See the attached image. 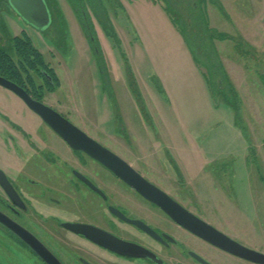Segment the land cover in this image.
<instances>
[{
  "label": "rangeland",
  "instance_id": "374dc122",
  "mask_svg": "<svg viewBox=\"0 0 264 264\" xmlns=\"http://www.w3.org/2000/svg\"><path fill=\"white\" fill-rule=\"evenodd\" d=\"M50 7L49 27L33 39L57 79L45 101L201 217L264 251V0ZM256 164L262 181L249 187ZM161 166L178 181L168 183Z\"/></svg>",
  "mask_w": 264,
  "mask_h": 264
},
{
  "label": "flooded vegetation",
  "instance_id": "af4514ba",
  "mask_svg": "<svg viewBox=\"0 0 264 264\" xmlns=\"http://www.w3.org/2000/svg\"><path fill=\"white\" fill-rule=\"evenodd\" d=\"M50 1L43 0L49 21L39 29L10 0H0V264H50L34 247L48 251L53 264H262L183 226L101 161L72 147L32 108L28 99L68 119L45 101L55 90V74L33 42L35 34L49 27ZM76 12L78 18L83 14ZM135 170L231 239L264 252ZM162 170L168 183L178 181L174 169ZM255 172H247L249 187L250 181H262L260 164ZM71 224L83 225L85 231ZM128 243L144 249L143 255L126 253Z\"/></svg>",
  "mask_w": 264,
  "mask_h": 264
},
{
  "label": "water",
  "instance_id": "95a60500",
  "mask_svg": "<svg viewBox=\"0 0 264 264\" xmlns=\"http://www.w3.org/2000/svg\"><path fill=\"white\" fill-rule=\"evenodd\" d=\"M13 7L29 22L42 28L48 23L49 14L43 0H10ZM26 1H33L35 6H24ZM26 97V96H25ZM28 98V97H26ZM29 104L35 109L39 115L45 120L62 138H64L72 147L80 148L89 155L101 161L108 168L112 169L124 181L134 187L141 195L147 199L158 204L169 215L176 219L183 226L190 229L197 235L206 238L221 247L228 249L238 255L247 259L260 262L264 264V252L247 247L231 239L223 232L217 230L212 225L199 218L188 209L177 203L167 193L158 188L156 185L148 181L140 173H138L126 160L121 158L115 152L102 145L83 130L78 128L68 119L63 117L60 113L52 108L44 105L41 102L32 101L28 99ZM74 229L82 230L83 225L71 224ZM84 228V227H83ZM18 232L17 230H15ZM34 247V246H33ZM34 249L42 256L45 261L52 263L51 255L45 253V249L34 247ZM128 250L126 253L130 255H143V250L137 245L128 243ZM48 252V251H46Z\"/></svg>",
  "mask_w": 264,
  "mask_h": 264
},
{
  "label": "trees",
  "instance_id": "16d2710c",
  "mask_svg": "<svg viewBox=\"0 0 264 264\" xmlns=\"http://www.w3.org/2000/svg\"><path fill=\"white\" fill-rule=\"evenodd\" d=\"M38 58H39V64L42 65L43 64V59H42V55L39 53L38 54ZM54 81H55V85L57 84V79L56 76L54 75Z\"/></svg>",
  "mask_w": 264,
  "mask_h": 264
}]
</instances>
